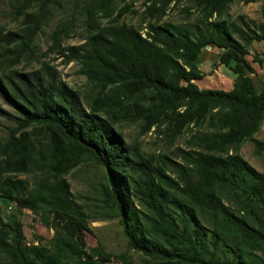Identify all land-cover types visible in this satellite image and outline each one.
I'll return each instance as SVG.
<instances>
[{
  "label": "trees",
  "instance_id": "16d2710c",
  "mask_svg": "<svg viewBox=\"0 0 264 264\" xmlns=\"http://www.w3.org/2000/svg\"><path fill=\"white\" fill-rule=\"evenodd\" d=\"M51 1L0 0L22 17L18 31L0 27V96L15 112L0 109L14 122L0 140V203L13 202L17 214L26 209L52 230L48 246L38 237L26 244L20 220L0 217L2 264L127 262L125 253L86 246L89 216L64 177L84 159L105 168L101 201L118 216L127 247L142 254V264H264V174L237 151L246 140L255 154L264 150V141L253 137L264 118V72L256 89L246 59L253 41L264 42V0H241L260 2L258 21L241 14L228 19L232 0H190L195 17L177 24L159 23L177 0H143V32L117 22L127 6L113 15V0H82L85 40L61 46L56 27L48 49L79 64L94 87L86 107L45 63L24 73L10 68L33 56L32 38ZM205 46L220 49L217 65L231 63L230 89L194 83L202 77L195 59ZM252 61L262 65L264 58L252 55ZM121 119L140 121L141 131L154 127L169 141L188 126L210 131L190 135L191 147L178 149L176 159L124 143L114 129ZM193 213L207 215L210 228ZM218 246L231 257L218 255Z\"/></svg>",
  "mask_w": 264,
  "mask_h": 264
},
{
  "label": "rangeland",
  "instance_id": "374dc122",
  "mask_svg": "<svg viewBox=\"0 0 264 264\" xmlns=\"http://www.w3.org/2000/svg\"><path fill=\"white\" fill-rule=\"evenodd\" d=\"M142 2L143 0H113L112 14H116L117 10L127 6L128 11L122 13L117 22L130 24L139 29L140 32H143ZM259 5L260 2L243 3L241 0H232L227 11L228 19H234L235 16L241 14L246 19L258 21L260 19ZM189 7L190 0H177L169 7L166 14L161 17L159 23L170 22L177 24L191 22L195 17V11ZM185 8H188V12L191 15L188 16L186 14ZM106 22V19H97L98 25ZM21 26L22 17H14L8 11L6 4L0 3V27H2V31H18ZM56 27L62 30L60 36L61 46L77 45L85 40L88 27L85 15L82 12V0H52L48 4V12L40 28L32 38L31 48L33 49V56L31 58L20 57L10 68L24 73L35 70L42 63H45L55 70L58 79L77 91L82 104L86 107L89 97L94 94V87L79 72V64L75 61H66L64 57L48 49L51 44L50 34ZM219 51L220 49L217 47L205 46L196 57L195 64L202 73V77L194 81L198 88L230 89L234 78V74L229 69L231 63L228 66L217 65V54ZM248 52L246 59L253 68L249 76L254 87L260 89L263 84L264 63L258 65L253 62L252 55L264 58V42L253 41L248 47ZM0 109L15 114L12 107L1 96ZM13 126L14 122L0 116V140L6 136L9 128ZM114 129L120 134V138L124 143L135 145L144 154L162 152L176 159H178L179 155L178 149L191 147L189 144L190 135L210 131V128L205 124L188 126L173 141H169L154 127H150L147 131H141L140 121L121 119L114 125ZM253 137L264 141V118L259 130L253 134ZM237 151L254 169L264 174V150L255 154L253 152V143L250 140H246L238 146ZM229 152L231 151L229 150ZM105 174V168L96 165L88 159H84L64 175L75 201L82 205L89 216L87 221L88 231L84 233L86 246H99L104 252L110 254L125 253L127 256L126 263L110 259L107 264H142L144 261L142 254L127 247L118 216L113 215L111 211L108 213L101 201L99 188L104 181ZM14 176L30 181L28 174H16ZM131 199L132 204L136 208L144 211V208L135 198L132 197ZM108 214H112V216L109 217ZM11 215L20 220L26 244L36 243L35 239L38 237L42 245L48 246L52 230L44 228L28 210L24 209L20 214H17L14 210L13 202L2 200L0 203L1 219L5 221ZM193 217L200 226L206 229L210 228L207 215L193 213ZM207 250L210 251V248L208 247ZM217 250V254L222 258L231 257L229 252H221L219 246ZM3 262L4 258L0 253V264Z\"/></svg>",
  "mask_w": 264,
  "mask_h": 264
},
{
  "label": "water",
  "instance_id": "95a60500",
  "mask_svg": "<svg viewBox=\"0 0 264 264\" xmlns=\"http://www.w3.org/2000/svg\"><path fill=\"white\" fill-rule=\"evenodd\" d=\"M207 47V46H206Z\"/></svg>",
  "mask_w": 264,
  "mask_h": 264
}]
</instances>
